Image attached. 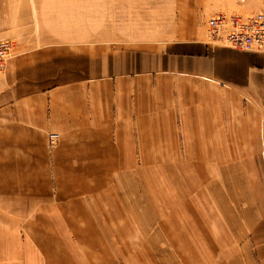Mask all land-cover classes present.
I'll return each mask as SVG.
<instances>
[{
	"label": "crops",
	"instance_id": "crops-1",
	"mask_svg": "<svg viewBox=\"0 0 264 264\" xmlns=\"http://www.w3.org/2000/svg\"><path fill=\"white\" fill-rule=\"evenodd\" d=\"M94 1L0 0V43L13 44L0 71V264H142L144 245L186 264H264V199L251 186L257 175L264 189V152L249 148L264 145V53L212 44L204 27L145 40L135 17L155 18L137 0H100L102 27ZM160 159L187 217L158 210ZM237 159L256 161L253 173ZM202 161L204 205L184 184L202 179ZM160 222L173 239L164 253L150 231Z\"/></svg>",
	"mask_w": 264,
	"mask_h": 264
},
{
	"label": "rangeland",
	"instance_id": "rangeland-1",
	"mask_svg": "<svg viewBox=\"0 0 264 264\" xmlns=\"http://www.w3.org/2000/svg\"><path fill=\"white\" fill-rule=\"evenodd\" d=\"M136 5H140V11L144 12L146 14V17L152 18L154 16L155 18V23L153 26H148L145 22V20L142 17H135L137 18L138 22L143 25L144 28H147V31H142L140 34H142L143 38L145 40H152V41H158V42H172V41H184L187 40L188 36H194L196 33H198L199 29H204L207 31L208 27V21L209 19L214 16L216 13H222L226 15H232V14H239L244 17H250V16H255L258 14H264V0H137ZM154 2L159 5L160 9H154L153 5L151 3ZM65 4L70 3V1H64ZM95 3V12H96V23L99 26L104 25L106 22L109 21L111 18L109 15V8L105 6L104 1L96 0L94 1ZM117 3H120V1H117ZM184 4L187 7V13L183 12L184 10ZM118 5V4H117ZM121 11V10H120ZM132 12V11H129ZM130 16V15H128ZM128 16L126 17L128 19ZM113 18V17H112ZM115 18H119L116 16ZM103 27V26H102ZM153 29V30H151ZM129 34H135V33H129ZM208 41L211 43L209 37ZM214 44V43H212ZM215 45H222L226 48L232 49L230 47L225 46L224 44H216ZM237 52L241 53H264V48H262L260 51H252V52H246V51H241V50H236L232 49ZM10 61V60H9ZM8 63L5 66V69L7 67ZM257 102L262 104V102L259 101V97H257ZM256 104V103H255ZM214 130V129H213ZM60 140V138H59ZM59 144V142H58ZM57 144V146H58ZM216 143H211L209 147H211V150L213 151V148H216ZM226 147H236L238 148L239 146H242L244 150L248 151V148L246 145H236V144H225ZM49 151L55 150L57 146L52 147L49 143ZM179 148L182 150L183 145L179 144ZM249 148L253 151V153L259 155H263L264 152V145L263 144H258V145H249ZM255 148V149H254ZM177 165L180 164L183 159H176ZM239 161H235L236 163H241V165L246 166L251 173L253 164L256 163V161L251 160V159H237ZM253 161V162H252ZM190 164L193 163V160L188 159L185 161ZM202 165H197L196 169L194 172H196L198 175L202 177V179H199L198 176H194L195 179L187 180V184H185V187H197L196 191V197L194 196L195 193L192 192V195L189 196L190 202L193 201V204L196 203L197 201L201 204L204 205L206 202L204 200H207V194L203 186L205 183V180H207V170L204 166L205 162L202 161ZM258 162V161H257ZM259 162H262L259 161ZM264 162V161H263ZM156 168L157 167H162L165 165L166 169V174L165 175H159L156 178L151 177V179H155V182L159 185V201L158 202V210L159 212L163 215V217H166L164 215V207L165 203H169L170 208H173V210H170L172 212V216L176 217L175 212L176 209L179 212L180 209L184 208V215L187 217V212L185 213V209H187V198L183 200V197L180 199H177L174 196V186H177L179 182L176 179H173V182L176 184H172L170 178H174L175 176H171V171L167 168V160L165 159H160L157 161H154ZM200 163V162H199ZM194 164V163H193ZM146 167V166H145ZM159 167V168H160ZM257 167V165H256ZM252 179V187L253 191L256 194L258 202H262L264 199V193H263V187L261 185V181L259 180L257 175H254L251 177ZM145 180L146 184L150 186L149 180L147 181L146 175H145ZM182 180V179H181ZM195 180V181H194ZM211 180L214 181L215 177H211ZM170 181V183H169ZM193 182V185H192ZM174 188V190H173ZM186 188V189H187ZM182 189V187H181ZM185 189V190H186ZM148 191L149 188H148ZM252 191V193H253ZM251 192V190H250ZM165 198V199H164ZM209 198V196H208ZM183 200V201H182ZM153 208V214H156L155 208ZM158 212V211H157ZM174 212V213H173ZM150 214V208L145 209V215ZM160 214L158 213V216ZM165 220V219H164ZM163 220V221H164ZM173 226L175 225L172 222ZM163 222L159 224H155L150 228L151 234L153 233H158L159 234V241L156 242L158 248L162 249V253L164 251H168L167 243L169 240L173 241L172 237L165 234V231L163 232ZM170 238V239H169ZM150 247L155 251V245L152 246L149 243ZM143 249L146 251V256L142 257V264H163L160 259L167 258V261L171 258V262L173 264H186L184 257L180 255H173L168 257V255H161V257L158 256H153L150 253V249L147 248L146 245L143 246ZM173 250V248L171 247ZM165 256V257H164ZM167 256V257H166ZM116 261L117 264L122 263L121 259H117ZM144 262V263H143ZM170 263V264H172ZM200 264V263H198Z\"/></svg>",
	"mask_w": 264,
	"mask_h": 264
},
{
	"label": "built area",
	"instance_id": "built-area-1",
	"mask_svg": "<svg viewBox=\"0 0 264 264\" xmlns=\"http://www.w3.org/2000/svg\"><path fill=\"white\" fill-rule=\"evenodd\" d=\"M211 43L224 44L232 49L252 52L264 48V14L244 17L239 14H217L207 24ZM13 54L10 41L0 43V71L5 69ZM60 136L50 134L49 142L57 146Z\"/></svg>",
	"mask_w": 264,
	"mask_h": 264
},
{
	"label": "bare ground",
	"instance_id": "bare-ground-1",
	"mask_svg": "<svg viewBox=\"0 0 264 264\" xmlns=\"http://www.w3.org/2000/svg\"><path fill=\"white\" fill-rule=\"evenodd\" d=\"M12 56H13V54H12ZM12 58V57H11ZM50 143V142H49Z\"/></svg>",
	"mask_w": 264,
	"mask_h": 264
}]
</instances>
